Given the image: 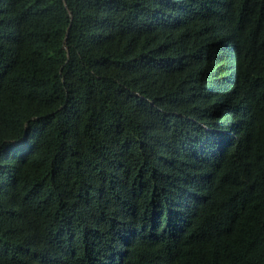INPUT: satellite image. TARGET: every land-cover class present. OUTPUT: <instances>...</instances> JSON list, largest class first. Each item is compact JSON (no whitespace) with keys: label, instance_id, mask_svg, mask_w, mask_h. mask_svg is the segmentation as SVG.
Segmentation results:
<instances>
[{"label":"trees","instance_id":"obj_1","mask_svg":"<svg viewBox=\"0 0 264 264\" xmlns=\"http://www.w3.org/2000/svg\"><path fill=\"white\" fill-rule=\"evenodd\" d=\"M0 264H264V0H0Z\"/></svg>","mask_w":264,"mask_h":264}]
</instances>
